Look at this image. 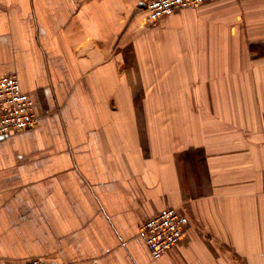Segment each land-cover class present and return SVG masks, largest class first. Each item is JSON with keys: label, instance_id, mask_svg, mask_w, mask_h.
Wrapping results in <instances>:
<instances>
[{"label": "crops", "instance_id": "crops-1", "mask_svg": "<svg viewBox=\"0 0 264 264\" xmlns=\"http://www.w3.org/2000/svg\"><path fill=\"white\" fill-rule=\"evenodd\" d=\"M145 0H0V74L38 125L0 138V264H264V0L144 23ZM172 206L185 239L138 235Z\"/></svg>", "mask_w": 264, "mask_h": 264}, {"label": "built area", "instance_id": "built-area-1", "mask_svg": "<svg viewBox=\"0 0 264 264\" xmlns=\"http://www.w3.org/2000/svg\"><path fill=\"white\" fill-rule=\"evenodd\" d=\"M210 0H145L144 23L155 26L158 21L175 10L196 6ZM39 117L34 101L24 91L14 73L0 74V136L6 137L38 125ZM188 216L180 209L166 206L145 219L138 228V235L149 247L154 258L179 245L188 232ZM15 264H45L42 258H31Z\"/></svg>", "mask_w": 264, "mask_h": 264}, {"label": "water", "instance_id": "water-1", "mask_svg": "<svg viewBox=\"0 0 264 264\" xmlns=\"http://www.w3.org/2000/svg\"><path fill=\"white\" fill-rule=\"evenodd\" d=\"M0 138H2V137L0 136Z\"/></svg>", "mask_w": 264, "mask_h": 264}]
</instances>
